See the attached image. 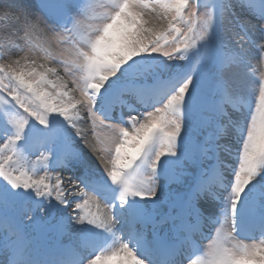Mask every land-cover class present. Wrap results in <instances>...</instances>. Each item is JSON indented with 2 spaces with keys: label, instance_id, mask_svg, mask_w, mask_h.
<instances>
[{
  "label": "snow or ice",
  "instance_id": "1",
  "mask_svg": "<svg viewBox=\"0 0 264 264\" xmlns=\"http://www.w3.org/2000/svg\"><path fill=\"white\" fill-rule=\"evenodd\" d=\"M0 264H264V0H0Z\"/></svg>",
  "mask_w": 264,
  "mask_h": 264
},
{
  "label": "rangeland",
  "instance_id": "2",
  "mask_svg": "<svg viewBox=\"0 0 264 264\" xmlns=\"http://www.w3.org/2000/svg\"><path fill=\"white\" fill-rule=\"evenodd\" d=\"M35 2L38 3L39 0H35ZM210 90H211V84L209 83V85L207 86V91L210 92ZM65 175H67V174H65ZM179 190H180V185L177 184V183H174L173 186L169 187V191L171 193H176ZM164 204H166V203H164ZM164 204L161 205L160 211H162L163 208H165ZM25 221H26V224H30L31 223L27 219ZM28 232H29L30 235L35 236L37 239L41 240L43 243H55V242H57V238L48 236L46 234L42 235L39 231H35L34 232L31 228H29ZM58 239H59L60 242H63L65 244L69 243V237L68 236H61ZM204 243H206V241Z\"/></svg>",
  "mask_w": 264,
  "mask_h": 264
}]
</instances>
